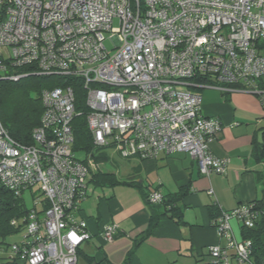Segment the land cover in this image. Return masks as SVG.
I'll return each instance as SVG.
<instances>
[{
    "label": "built area",
    "instance_id": "obj_1",
    "mask_svg": "<svg viewBox=\"0 0 264 264\" xmlns=\"http://www.w3.org/2000/svg\"><path fill=\"white\" fill-rule=\"evenodd\" d=\"M263 46L264 0H0V80H17L24 74L8 70L25 66L62 77L41 91L32 142L16 141L0 122V186L23 201L26 191L32 197V207L10 221L26 229L10 246L13 257L78 264L91 237L78 213L99 163L72 149L75 89L84 91L95 146L124 158L186 152L200 173L221 174L228 158L208 143L222 124L201 113L199 90L251 93L264 108ZM161 200L150 191L151 204ZM259 212L253 202L221 211L213 225L225 243L209 247L205 264L251 263V242L234 237L230 219L252 227ZM119 233L115 222L102 229L107 242Z\"/></svg>",
    "mask_w": 264,
    "mask_h": 264
},
{
    "label": "crops",
    "instance_id": "obj_2",
    "mask_svg": "<svg viewBox=\"0 0 264 264\" xmlns=\"http://www.w3.org/2000/svg\"><path fill=\"white\" fill-rule=\"evenodd\" d=\"M219 92H201V113L217 117L222 124L208 146L214 155L228 158L225 172L202 174L196 161L181 151L161 152L152 159L134 157L132 173L116 174L118 179H133L162 195L187 188L176 202L182 222L164 214L161 203L149 207L133 185L118 184L101 192L92 188L79 207L78 216L86 219L91 237L80 248L78 264H124L129 252L127 264H205L209 247L225 243L213 219L242 204L264 203V108L254 94ZM152 210L160 214L158 223L135 245L148 229ZM112 222L120 233L107 242L102 229ZM230 227L241 240L240 223L230 219ZM230 264L252 263L232 260Z\"/></svg>",
    "mask_w": 264,
    "mask_h": 264
},
{
    "label": "trees",
    "instance_id": "obj_3",
    "mask_svg": "<svg viewBox=\"0 0 264 264\" xmlns=\"http://www.w3.org/2000/svg\"><path fill=\"white\" fill-rule=\"evenodd\" d=\"M31 69L32 67L30 66L13 68V70L9 69L8 72L23 73L24 76L17 80H0V122L11 137L22 143L32 142L31 132L40 122L39 120L43 110L40 99L42 89L62 84V77L58 75L34 74L31 73ZM262 85L264 86V78ZM221 93L227 94L225 92ZM75 96L76 110L80 113L76 115L72 121L74 135L72 149L75 153H90L95 158V161L99 163V168L93 171L88 178L89 184L93 187H111L118 184L133 185L140 191L145 203L149 207H153L151 206L153 204L148 201V195L151 191L148 189V186L135 182L133 179L119 180L116 173L106 172L101 169L100 164L107 159V152L105 149L97 147L93 143V137L88 129L85 118L87 106L85 104L84 91L81 88L75 89ZM186 192L187 188H180L175 193L162 195V200L160 202L164 208V214H169L171 218L176 219V221L180 223L182 222L181 211L179 207H177L176 202L186 194ZM252 202L255 207L259 209L260 214L254 221L252 227L241 226V235L242 239H248L251 242V263L264 264V203L258 200ZM27 210L28 208L23 199L15 198L12 193L0 186V249L5 250V245H9L6 241L7 235L18 232L24 226L22 222L12 225L10 223L11 219H21ZM159 215V213L152 210L148 229L144 234L139 235V237L135 239V245L141 242L146 237L148 231L157 225ZM212 216L214 218L215 214ZM81 255L82 252L79 250L78 256L80 257ZM129 255L130 252L127 254L124 264L128 263ZM3 259L1 263L17 262V256L4 257Z\"/></svg>",
    "mask_w": 264,
    "mask_h": 264
},
{
    "label": "rangeland",
    "instance_id": "obj_4",
    "mask_svg": "<svg viewBox=\"0 0 264 264\" xmlns=\"http://www.w3.org/2000/svg\"><path fill=\"white\" fill-rule=\"evenodd\" d=\"M116 25H117V21L114 22L113 26L116 27ZM105 44L108 48L112 47V41L108 38L105 40ZM214 90H216V89H201V90H199V92L201 93L202 91H214ZM216 91L219 92L218 90H216ZM106 152H107V159L104 160L103 163L100 164V167L103 171H106V172L109 171L112 173H116L119 177H126L125 175L127 172L132 173L133 170H130V169L133 166V163L136 162L134 157L124 158L114 148H108L106 150ZM76 155L80 159H83L86 157V154L83 152H76ZM92 188H95V190L97 192H101V190H107L110 187H108V186L93 187L92 185H89V189H90L89 193L91 192ZM23 197H24V202H25L26 207L27 208L32 207V197H31L30 191H26L24 193ZM25 232H26V229L22 228L18 232H14V233H11L10 235L6 236V241L9 243V245H5L6 246L5 250L0 249V264H23L25 262V260L23 258H18L17 262L1 263L2 262L1 260L4 257H13V253L10 250V246L13 243H19L22 240ZM80 264H82V263H80Z\"/></svg>",
    "mask_w": 264,
    "mask_h": 264
},
{
    "label": "clouds",
    "instance_id": "obj_5",
    "mask_svg": "<svg viewBox=\"0 0 264 264\" xmlns=\"http://www.w3.org/2000/svg\"><path fill=\"white\" fill-rule=\"evenodd\" d=\"M91 185V184H90Z\"/></svg>",
    "mask_w": 264,
    "mask_h": 264
}]
</instances>
